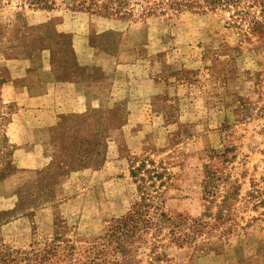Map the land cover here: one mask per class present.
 <instances>
[{"label": "rangeland", "instance_id": "obj_1", "mask_svg": "<svg viewBox=\"0 0 264 264\" xmlns=\"http://www.w3.org/2000/svg\"><path fill=\"white\" fill-rule=\"evenodd\" d=\"M162 1L0 0V249L97 237L138 201L128 166L148 157L170 175L162 210L196 237L155 264H264V5ZM78 64L97 86L85 112L57 115L67 91L30 100Z\"/></svg>", "mask_w": 264, "mask_h": 264}, {"label": "trees", "instance_id": "obj_2", "mask_svg": "<svg viewBox=\"0 0 264 264\" xmlns=\"http://www.w3.org/2000/svg\"><path fill=\"white\" fill-rule=\"evenodd\" d=\"M237 1L164 0L161 7L176 12L213 11L220 7L226 8ZM256 2L264 5V0H255ZM209 169L210 167H205L206 180L203 183V195L207 205L213 204L211 195L219 185L216 182L219 179L215 174L217 172ZM128 174L135 186L138 201L125 215L109 221L97 237L84 239L78 245L56 235L43 247L33 248L28 252L2 248L0 264H15L21 257L34 264H55L52 263L53 258H57L60 264H138L140 262L137 256L142 250L148 251L144 254L147 264H155L162 256L160 250L170 246L181 248L192 243L196 238L192 236L194 232L188 233L179 229V222L166 214L158 202L170 178L161 162H155L148 157L132 159ZM227 183L229 187L225 188L221 203L231 209V204L226 202L230 200L228 192L232 186Z\"/></svg>", "mask_w": 264, "mask_h": 264}, {"label": "crops", "instance_id": "obj_3", "mask_svg": "<svg viewBox=\"0 0 264 264\" xmlns=\"http://www.w3.org/2000/svg\"><path fill=\"white\" fill-rule=\"evenodd\" d=\"M73 68L60 67V70L69 71V77H57L56 74L50 73L51 80L47 84L49 88L46 92H42L36 96L28 95L30 100L33 98L39 102L44 103L43 99L49 98L54 92V96L60 98L67 91L66 97H69V104L66 103L59 104L60 108H57V115L64 114H81L86 111L88 107L93 105V90L97 88L92 77L89 76L88 71H90V65L88 64H78ZM59 71V70H58ZM51 89V91H48ZM32 99V100H33ZM47 102V101H46ZM63 106L67 108L64 110ZM51 124L49 125V127Z\"/></svg>", "mask_w": 264, "mask_h": 264}]
</instances>
